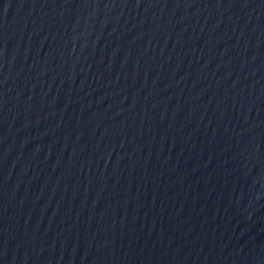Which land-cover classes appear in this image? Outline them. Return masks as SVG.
I'll use <instances>...</instances> for the list:
<instances>
[{
    "label": "water",
    "instance_id": "water-1",
    "mask_svg": "<svg viewBox=\"0 0 264 264\" xmlns=\"http://www.w3.org/2000/svg\"><path fill=\"white\" fill-rule=\"evenodd\" d=\"M0 264H264V0H0Z\"/></svg>",
    "mask_w": 264,
    "mask_h": 264
}]
</instances>
